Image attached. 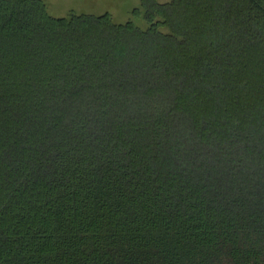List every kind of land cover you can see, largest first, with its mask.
Here are the masks:
<instances>
[{
    "label": "trees",
    "instance_id": "obj_1",
    "mask_svg": "<svg viewBox=\"0 0 264 264\" xmlns=\"http://www.w3.org/2000/svg\"><path fill=\"white\" fill-rule=\"evenodd\" d=\"M140 5L0 0V264H264V0Z\"/></svg>",
    "mask_w": 264,
    "mask_h": 264
},
{
    "label": "rangeland",
    "instance_id": "obj_2",
    "mask_svg": "<svg viewBox=\"0 0 264 264\" xmlns=\"http://www.w3.org/2000/svg\"><path fill=\"white\" fill-rule=\"evenodd\" d=\"M47 12L52 17H67L69 14H87L99 16L108 14L117 24L127 21L133 22L137 27L145 28L143 10L140 0H42ZM170 0H157L158 3H167ZM136 11V12H135ZM138 12V14H137Z\"/></svg>",
    "mask_w": 264,
    "mask_h": 264
}]
</instances>
